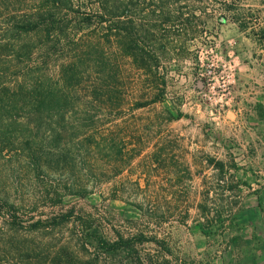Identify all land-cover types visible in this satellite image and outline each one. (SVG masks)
I'll list each match as a JSON object with an SVG mask.
<instances>
[{"label":"rangeland","instance_id":"obj_1","mask_svg":"<svg viewBox=\"0 0 264 264\" xmlns=\"http://www.w3.org/2000/svg\"><path fill=\"white\" fill-rule=\"evenodd\" d=\"M183 2L188 5L185 14L193 11L196 19L185 31H171L180 37L173 44L176 53L168 64L162 102L129 112L133 100H150L155 94L133 91L125 101L124 114L114 124L119 125L117 130L126 129L122 137L142 133V154L125 163L100 156V160H89L83 173L76 168L73 175L61 177L92 193L66 196L53 206L44 198L43 183L28 172L18 132L0 142V198L20 207V220H48L75 212L71 221L50 234H23L38 249L52 240L73 248L85 245L95 252L97 244L88 237L95 232L111 242L118 235L144 233L163 240L165 248L145 243L136 247V253L104 255L105 262L141 264L136 260L140 257L144 264H264V203L256 205L259 197L255 195L264 188V170L258 158L248 163V152L241 151L250 149L243 145L239 130L224 124V111L235 100L239 58L246 46H252L239 25L250 36H258L260 42L253 47L264 50V0ZM29 5L30 0H0V26L11 14L26 12ZM180 49L184 51L181 56ZM180 113L183 118L168 120ZM157 146L168 151L162 167L151 162ZM235 153L245 164L243 171L228 169L236 164ZM206 156L218 157L226 170L221 173L208 166ZM116 169L123 171L116 175ZM57 180L62 181L55 176L48 185L58 184ZM251 196L253 201L248 200ZM136 205L147 213L143 215ZM0 230L1 235L7 232L2 220Z\"/></svg>","mask_w":264,"mask_h":264},{"label":"trees","instance_id":"obj_2","mask_svg":"<svg viewBox=\"0 0 264 264\" xmlns=\"http://www.w3.org/2000/svg\"><path fill=\"white\" fill-rule=\"evenodd\" d=\"M183 1L30 0L26 12L11 14L0 26V142L18 132L28 172L43 183L44 198L53 206L66 196L92 193L61 178L73 175L76 168L88 169L89 160L115 157L125 163L142 154V133L122 137L126 129L117 130L114 124L133 91L155 94L150 100H133L129 112L162 102L168 64L176 53L173 44L180 37L171 31H185L196 19L193 11L185 14L188 5ZM183 53L180 49L178 55ZM183 117L180 113L168 120ZM167 153L157 146L152 164L164 166ZM205 163L221 173L227 168L211 156ZM228 169L238 168L233 164ZM122 171L116 169L115 174ZM55 176L63 182L48 185ZM136 208L147 213L142 205ZM19 211V206L0 198V220L7 227L2 235L0 230V264H107L104 255L136 253L145 243L165 248L163 240L144 233L118 235L111 242L95 232L88 235L97 244L95 252L52 240L38 249L23 234H50L71 221L75 212L24 222Z\"/></svg>","mask_w":264,"mask_h":264},{"label":"crops","instance_id":"obj_3","mask_svg":"<svg viewBox=\"0 0 264 264\" xmlns=\"http://www.w3.org/2000/svg\"><path fill=\"white\" fill-rule=\"evenodd\" d=\"M239 31L252 46L251 48L246 46L239 58L235 100L224 111L226 115L224 124L239 130L240 137L244 139L243 145L250 149L241 151L248 152L246 155L248 163L251 164L253 159L258 158L264 170V50L253 47L260 42L258 36H250L248 30L240 25ZM216 160L220 159L217 157ZM235 163L237 171L244 170L245 164L240 162L237 156ZM255 195L259 197L256 205L264 203V188L255 192ZM253 197H249L248 200L253 201Z\"/></svg>","mask_w":264,"mask_h":264},{"label":"built area","instance_id":"obj_4","mask_svg":"<svg viewBox=\"0 0 264 264\" xmlns=\"http://www.w3.org/2000/svg\"><path fill=\"white\" fill-rule=\"evenodd\" d=\"M264 185V183L262 184V186Z\"/></svg>","mask_w":264,"mask_h":264}]
</instances>
